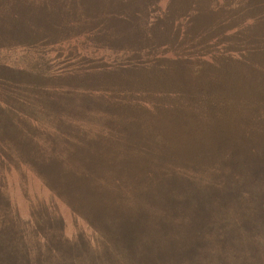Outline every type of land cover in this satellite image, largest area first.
Masks as SVG:
<instances>
[{"label": "rangeland", "instance_id": "obj_1", "mask_svg": "<svg viewBox=\"0 0 264 264\" xmlns=\"http://www.w3.org/2000/svg\"><path fill=\"white\" fill-rule=\"evenodd\" d=\"M162 1L166 9L137 45L167 42L168 74L183 86L176 93L200 98L201 112L190 114L187 101L183 115L171 114L183 134L169 129L164 144H145L137 127L117 129L118 116L88 95L24 88L13 73L24 61L23 41L0 45V264H264V0H216L217 14ZM33 2L0 0L4 43L29 22ZM229 25L236 30L224 46L247 51L241 109L213 101L222 97L218 86L239 80V66L209 65V73L228 76L205 81L207 73L182 58ZM203 80L214 94L202 90ZM41 116L53 123L32 137L29 126Z\"/></svg>", "mask_w": 264, "mask_h": 264}, {"label": "trees", "instance_id": "obj_2", "mask_svg": "<svg viewBox=\"0 0 264 264\" xmlns=\"http://www.w3.org/2000/svg\"><path fill=\"white\" fill-rule=\"evenodd\" d=\"M36 7L33 14L21 30L4 34L7 43L0 34V45L7 44L17 47L23 41V60L14 66V72L23 76L21 84L24 88L37 91L41 84H47L54 91L74 90L83 96H89L93 104L105 107L112 116H118L117 129L137 127L142 130V140L149 145L150 141L164 144L169 129H176L183 134V128L176 123L169 124V116L183 115L187 101L192 104L189 113H201L196 103L200 98L177 95L183 86L171 81L168 64L171 59L169 47L163 42L159 49L137 45L136 36L146 34L154 27V15H161L167 2L160 0H33ZM161 2V3H160ZM195 11L205 10L216 13L215 5L222 4L216 0H186ZM203 6H202V3ZM257 9H261L256 5ZM205 9V10H204ZM226 26L230 21H222ZM167 24L166 22L164 23ZM236 30L235 25L224 28L221 35L211 33L201 42L196 41L195 47L188 46L192 51L183 55L184 60L195 61L197 69H202L208 77L215 79L219 75L205 70L209 65L228 66L230 69L239 66L236 72L239 80L219 87L222 97H214L218 107H240L241 100L247 96V54L240 48L239 54H233L224 46ZM136 40L133 42V40ZM228 40V41H227ZM133 42V43H132ZM180 42L185 44V39ZM230 42V41H229ZM19 47V46H18ZM235 48V47H232ZM138 49V51H136ZM142 54L143 64L136 67L133 59L135 53ZM257 59L262 56L253 53ZM172 62L174 59L171 60ZM37 62V63H35ZM13 63H17L13 61ZM42 63V65L40 64ZM62 64L64 69H53V64ZM251 71L257 65L250 62ZM256 66V67H254ZM194 69L193 74L197 73ZM167 74V75H166ZM53 77L58 81L50 84ZM264 80V79H263ZM203 80L202 90L214 94L213 88ZM223 81V79H221ZM20 85V86H21ZM243 89L239 94L232 89ZM51 90V91H52ZM50 93V91H48ZM223 92V94H222ZM34 93V91H33ZM244 93V94H243ZM34 97L35 94L28 95ZM250 103H255L252 100ZM53 121L45 116L38 117L30 126L32 137L45 132V125ZM135 129V128H134ZM111 129L105 127L104 132ZM50 174L48 170L43 171ZM41 174V173H40ZM43 179L42 174L40 175ZM46 187L48 185H45Z\"/></svg>", "mask_w": 264, "mask_h": 264}]
</instances>
